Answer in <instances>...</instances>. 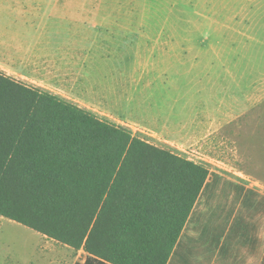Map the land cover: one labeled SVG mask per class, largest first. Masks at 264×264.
Listing matches in <instances>:
<instances>
[{
    "label": "rangeland",
    "instance_id": "obj_1",
    "mask_svg": "<svg viewBox=\"0 0 264 264\" xmlns=\"http://www.w3.org/2000/svg\"><path fill=\"white\" fill-rule=\"evenodd\" d=\"M100 1L124 4L123 12L153 30L149 38L77 43L89 57L90 79L64 92L100 118L257 192L242 203L229 190L226 201L219 181L209 201L199 197L198 224L218 226L244 213L257 238L251 246L233 239L235 264H264V0ZM71 253L0 216V264H70Z\"/></svg>",
    "mask_w": 264,
    "mask_h": 264
},
{
    "label": "trees",
    "instance_id": "obj_2",
    "mask_svg": "<svg viewBox=\"0 0 264 264\" xmlns=\"http://www.w3.org/2000/svg\"><path fill=\"white\" fill-rule=\"evenodd\" d=\"M219 181L226 201L258 195L0 70V216L81 249L74 264H229L256 236L231 213L198 224Z\"/></svg>",
    "mask_w": 264,
    "mask_h": 264
},
{
    "label": "crops",
    "instance_id": "obj_3",
    "mask_svg": "<svg viewBox=\"0 0 264 264\" xmlns=\"http://www.w3.org/2000/svg\"><path fill=\"white\" fill-rule=\"evenodd\" d=\"M124 6L120 2L100 0H0V70L81 106L64 92L75 83L90 79V73L83 68L89 52L85 51V57L77 43L149 38L153 30L148 20L140 22L132 13L123 12L129 9ZM87 90L94 91L90 87ZM235 215H240L244 223L252 224V233L256 236L257 225L244 213L234 212L229 224ZM191 223L188 234L196 235V224ZM233 239L251 246L240 235L232 238L229 264L237 263L239 257V248ZM76 251L74 255L71 253L70 264L82 252Z\"/></svg>",
    "mask_w": 264,
    "mask_h": 264
}]
</instances>
